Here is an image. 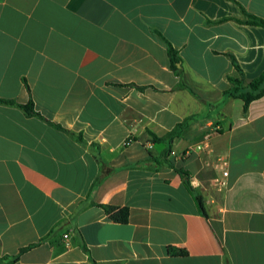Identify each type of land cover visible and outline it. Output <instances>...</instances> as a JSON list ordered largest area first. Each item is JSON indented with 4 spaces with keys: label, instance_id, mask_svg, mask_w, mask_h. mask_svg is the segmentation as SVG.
<instances>
[{
    "label": "crops",
    "instance_id": "1",
    "mask_svg": "<svg viewBox=\"0 0 264 264\" xmlns=\"http://www.w3.org/2000/svg\"><path fill=\"white\" fill-rule=\"evenodd\" d=\"M245 13L264 0H0V264H264V96L226 94L264 73Z\"/></svg>",
    "mask_w": 264,
    "mask_h": 264
},
{
    "label": "trees",
    "instance_id": "2",
    "mask_svg": "<svg viewBox=\"0 0 264 264\" xmlns=\"http://www.w3.org/2000/svg\"><path fill=\"white\" fill-rule=\"evenodd\" d=\"M245 16H246V20L243 21L245 24L260 26V27L264 28V20L258 19L256 17L250 15V14H247V13H245ZM168 53L171 56V66H172V68L175 69V60L173 59L175 52L169 44H168ZM235 66H236V70L239 71V68L237 67V65H235ZM231 84H232V89L230 91L226 92V94H228L232 97L241 99L244 102V111L247 109L250 102L264 96V73H262L258 78L250 81L247 84H245L244 81H242L239 78L238 79H232ZM1 102L10 103V104L13 103L11 101H1ZM22 108L24 109L26 114L29 116L37 115V113L34 112L32 102H29L28 104L22 106ZM186 123H187V119L184 120V122L178 124L174 129H172L170 132L166 133L162 137H158V136L154 135L153 133H151L152 142L160 143V142H164V141H171L175 137L184 136V134L187 130ZM208 133H209V130L204 131L203 134H201V136H199L197 138V140H199V141L203 140V137ZM177 172L180 173L181 176L183 177L184 186L192 194H195L196 192L190 186L188 175L181 170H177ZM195 200L198 204V207L200 209L201 214L206 216L207 215L206 209H205L204 201H203L202 197L198 194H195ZM100 207L104 210V212L109 216V218L113 222L119 223V224H125L128 221V216H129L128 208H126V207L117 208V207L108 206V205H101ZM33 246L34 245L22 249L20 251V253L25 252L26 250L32 248ZM171 251L175 252L176 254L181 255V256L186 255V252L184 250H178V251L171 250ZM18 258H19L18 255L13 256V257H5L4 258L5 262L3 264H13V263L17 262Z\"/></svg>",
    "mask_w": 264,
    "mask_h": 264
},
{
    "label": "built area",
    "instance_id": "3",
    "mask_svg": "<svg viewBox=\"0 0 264 264\" xmlns=\"http://www.w3.org/2000/svg\"><path fill=\"white\" fill-rule=\"evenodd\" d=\"M218 130V129H217ZM208 137H205L203 141L195 144V149L198 150V151H204L206 153H209L211 151L210 149V145L208 144L207 142V139ZM170 157L172 158H179V155L176 153V151H171L170 152ZM218 162H220L223 166H226L227 162L225 161L224 158L222 157H219L218 159ZM223 175L226 176L227 175V172L224 171L223 172ZM66 237V236H65Z\"/></svg>",
    "mask_w": 264,
    "mask_h": 264
}]
</instances>
